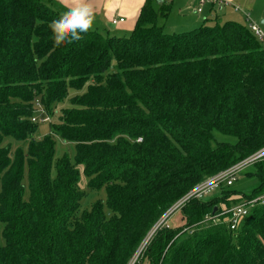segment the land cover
Wrapping results in <instances>:
<instances>
[{
	"label": "trees",
	"instance_id": "16d2710c",
	"mask_svg": "<svg viewBox=\"0 0 264 264\" xmlns=\"http://www.w3.org/2000/svg\"><path fill=\"white\" fill-rule=\"evenodd\" d=\"M44 1L0 0V264H129L180 200L264 149V46L219 16L168 33L165 0H146L128 37L57 45L63 13ZM36 117L55 119L50 135L34 138ZM55 137L75 161L54 175ZM82 177L105 203L82 210ZM240 177L190 199L140 264H264V205L234 231L204 222L264 195V159Z\"/></svg>",
	"mask_w": 264,
	"mask_h": 264
},
{
	"label": "crops",
	"instance_id": "0c3cea01",
	"mask_svg": "<svg viewBox=\"0 0 264 264\" xmlns=\"http://www.w3.org/2000/svg\"><path fill=\"white\" fill-rule=\"evenodd\" d=\"M159 1V0H158ZM167 4H172L173 0H165ZM200 0H195L197 3L196 11H194L193 17L191 15H185L184 17L191 16L189 18H194L197 23H202L209 21V19H214L215 16L228 19H235V15L240 16L245 20L244 13H252L251 19L258 23L261 28L264 26V6H258V0H224L229 2L232 7L221 6V5H210L205 4L200 5ZM52 2L57 6L60 12H64L67 9L78 6L81 0H52ZM94 12V24L91 28L92 30L98 31L104 35H112L117 37H128L137 21L138 15L146 3V0H87ZM201 6V7H200ZM235 7L240 10L236 11ZM201 9L202 12L199 13L198 10ZM187 18V17H186ZM123 19V23L114 25V20ZM247 23V22H246ZM166 29L168 21L165 23ZM264 31V29H262Z\"/></svg>",
	"mask_w": 264,
	"mask_h": 264
},
{
	"label": "built area",
	"instance_id": "2783aa9c",
	"mask_svg": "<svg viewBox=\"0 0 264 264\" xmlns=\"http://www.w3.org/2000/svg\"><path fill=\"white\" fill-rule=\"evenodd\" d=\"M205 4L210 5H221V6H227L232 7L229 2H225L224 0H200V5L203 6ZM236 11H239L240 9L238 7H235ZM199 13L202 12L201 9L198 10ZM245 20L247 22V25L250 29V31L255 35V37L263 44L264 46V31L262 30L261 26L254 22L250 15L248 13H244ZM123 19L114 20L113 24L118 25L119 23H123ZM38 112L39 114H43V110L38 105ZM40 119L39 117H36L33 121ZM41 122H49V118L40 119ZM264 159V149L260 152L250 156L249 158L245 159L244 161L236 164L235 166L227 169L226 171H223L219 174H217L214 177H211L207 180H205L203 183L198 185L189 195H187L185 198L180 200L161 220V222L158 224L157 229L160 226H169L168 221L169 219L179 212L185 204L192 198H203L205 196L210 195L212 192L217 190L221 185L226 186H232L237 181L238 176L241 175L248 167L255 164L256 162ZM264 205V195L257 197L253 200L243 202L241 204L235 205L231 209H226L221 211L216 216H206L204 219V222H210L213 220H218L221 222L226 223L230 226L231 230H236L240 223L249 215L252 208H254L256 205ZM139 253V252H138ZM138 253L135 255V257L130 261L129 264H140V256H138Z\"/></svg>",
	"mask_w": 264,
	"mask_h": 264
},
{
	"label": "rangeland",
	"instance_id": "374dc122",
	"mask_svg": "<svg viewBox=\"0 0 264 264\" xmlns=\"http://www.w3.org/2000/svg\"><path fill=\"white\" fill-rule=\"evenodd\" d=\"M44 2L47 3L46 0ZM258 6L259 7L264 6V0H258ZM50 7L52 9H56L57 11L59 10L57 9V6L53 2L50 4ZM196 7H197V3L195 2V0H173L172 12L170 14V17L167 20L168 25H167L166 31L168 33L188 32V31H191L201 26L200 24L202 23V21L200 23H197L194 18H189L191 16L193 17V15H196L194 14V11H196ZM182 11H184L185 15L187 14L191 16L189 17L186 16L187 18L184 17L183 16L184 13H182ZM250 16L253 17L252 13H250ZM234 17H235L234 19L235 21L242 23V24H246L244 19H242L240 16L235 15ZM262 29H264V26L262 27ZM50 120L53 122H56L54 118L53 119L50 118ZM37 125H38V130L34 135L35 139H42L43 137L50 135V123L49 122H41L39 120ZM54 143H55V155H54V160H53L52 174L55 175L56 165L59 160H61L64 157H67L71 162L75 161V145L72 143L64 142L61 139L56 138V137L54 138ZM13 145L15 148L21 146L19 143H14ZM239 177L240 175L238 176V179L241 178ZM86 185H87L86 179L82 177L81 189L86 191V197L83 199L82 204H81L82 210H90L92 204H94L97 201H102L104 203L106 202V192L104 190L100 192L87 191ZM254 185H255V182L251 181L247 184L245 183L244 185H242V188L244 189L245 192L249 194L252 188L254 187ZM218 193L219 192L216 190L212 192L210 195L205 196L204 198L208 199L212 196L214 197L218 195ZM182 217L183 216L181 212H177L176 214H174L168 221L169 226L173 229L183 227L185 225V221L183 220ZM156 230H157V227L152 231V233L149 235L147 240L143 243V245L139 249L138 256H140V258L144 256L147 245L149 244V241L155 234ZM143 264H147V262H144Z\"/></svg>",
	"mask_w": 264,
	"mask_h": 264
},
{
	"label": "clouds",
	"instance_id": "9594fccd",
	"mask_svg": "<svg viewBox=\"0 0 264 264\" xmlns=\"http://www.w3.org/2000/svg\"><path fill=\"white\" fill-rule=\"evenodd\" d=\"M94 24V12L87 0H81L78 6L71 7L53 20L51 29L57 45L74 43L81 39V34L88 32Z\"/></svg>",
	"mask_w": 264,
	"mask_h": 264
},
{
	"label": "water",
	"instance_id": "95a60500",
	"mask_svg": "<svg viewBox=\"0 0 264 264\" xmlns=\"http://www.w3.org/2000/svg\"><path fill=\"white\" fill-rule=\"evenodd\" d=\"M159 3L162 4L163 0H159ZM216 211H217V208L214 209V213H216Z\"/></svg>",
	"mask_w": 264,
	"mask_h": 264
}]
</instances>
